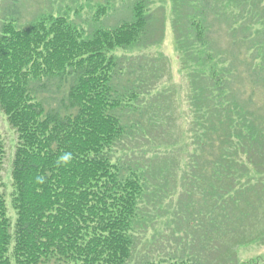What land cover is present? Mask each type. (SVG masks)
I'll return each mask as SVG.
<instances>
[{"label":"trees","instance_id":"1","mask_svg":"<svg viewBox=\"0 0 264 264\" xmlns=\"http://www.w3.org/2000/svg\"><path fill=\"white\" fill-rule=\"evenodd\" d=\"M216 2L173 0L179 38L194 36V59L188 58L190 48L181 47V55L191 71L190 102L199 130L182 137L185 147H193L189 159L173 155L158 167L177 179L176 171L188 168L183 179L199 189L211 216L207 225L225 240L229 253L264 239V217L261 231L257 226L259 214L264 215V114L239 97L238 65L227 67L228 59L216 60L209 51ZM19 4L12 0L0 18V108L18 134L12 162L14 217L0 192V264H129L148 183L124 165L120 150L126 151L130 135L141 134L130 117L139 111V93L132 87L145 83L146 75L131 83L118 52L152 45L157 19L146 0H137L129 18L88 34L66 14L22 24ZM246 5L255 9V2ZM107 12L108 5H99L96 19ZM263 15L258 22H264ZM263 42L255 49L261 62L244 69L253 76V88L264 83ZM210 43L217 45L213 38ZM152 75L155 81L159 69ZM163 127L165 136L168 128L175 129L174 118L166 117ZM171 138L175 141L165 150L180 142L177 133ZM5 151L0 130V182Z\"/></svg>","mask_w":264,"mask_h":264},{"label":"rangeland","instance_id":"2","mask_svg":"<svg viewBox=\"0 0 264 264\" xmlns=\"http://www.w3.org/2000/svg\"><path fill=\"white\" fill-rule=\"evenodd\" d=\"M136 1L20 0L19 21L27 24L42 15L66 14L74 24L83 27L86 33L90 34L99 26H114L129 18ZM146 1L150 12L157 19L155 42L152 45L144 44L143 47L118 52L125 62L122 72L125 78L131 79V83L146 75L145 83L138 82L142 87L139 85L132 87L139 93L135 101L139 111L130 117L141 129V134L135 139L130 138V135L125 142L128 151L120 150L124 165L128 164L136 169L148 183V193L141 205V222L137 226L139 231L137 246L129 264L173 259L199 261L202 264H264V239L246 243L234 248L232 252H226L225 240L217 233L211 232L207 225L211 216L204 207L197 186L193 185L192 180L185 181L182 176L177 179L175 174L161 172L158 167L162 165L160 160L168 161L173 155L189 159L193 147L190 145L185 147L182 137L183 135L185 139L192 137L194 128L196 131L199 130L194 122L190 102L194 88L190 79L191 71L184 68L181 55V47L187 51L190 48L188 58L194 59L193 47H190L194 36L185 33L184 37L179 38L174 28L173 0ZM250 2H255L254 10L250 9V5H246ZM11 4L12 0H0V18ZM99 5H108V12L96 19ZM214 7L217 9L211 13L209 19V25L212 24L209 51L216 60L228 59L230 66L227 67L234 68L238 65L241 75L237 77L239 97L249 100L245 104L249 105L252 111L264 114V83L260 84L259 88H253L250 82L252 75L244 70L249 65L257 67L258 62H261L260 54L255 49L256 46L263 45L259 43L264 41V22H258L262 20L258 17L264 13V0H217ZM220 12H225L226 15ZM218 16L220 17L215 18ZM212 38L218 46L211 45ZM261 51L264 52V48ZM158 69L160 76L153 81L152 73ZM234 72L236 73L237 69ZM249 96L252 99H247ZM3 113L0 108V130L6 150L0 192L5 194L9 214L14 217L11 205L12 162L18 134ZM206 113L209 118V111ZM166 117L174 118L175 129L168 128L164 136L163 125ZM149 126L151 132L146 137L145 133H148ZM173 133H177L180 142L165 150L164 147L169 142L175 141L171 138ZM164 165L165 163L162 166ZM187 170L188 168L183 166V175ZM220 172L219 169L217 173ZM263 217V214H259L257 226L262 224ZM255 223L256 221L254 225ZM261 229L262 226L259 227L260 231Z\"/></svg>","mask_w":264,"mask_h":264},{"label":"clouds","instance_id":"3","mask_svg":"<svg viewBox=\"0 0 264 264\" xmlns=\"http://www.w3.org/2000/svg\"><path fill=\"white\" fill-rule=\"evenodd\" d=\"M63 159H64L65 161H67L68 159H70V155H69V154H66V155L63 157Z\"/></svg>","mask_w":264,"mask_h":264},{"label":"bare ground","instance_id":"4","mask_svg":"<svg viewBox=\"0 0 264 264\" xmlns=\"http://www.w3.org/2000/svg\"><path fill=\"white\" fill-rule=\"evenodd\" d=\"M254 242V241H253Z\"/></svg>","mask_w":264,"mask_h":264}]
</instances>
